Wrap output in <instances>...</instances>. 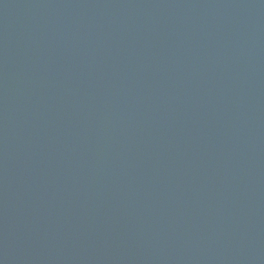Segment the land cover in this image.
Returning a JSON list of instances; mask_svg holds the SVG:
<instances>
[{
    "label": "water",
    "instance_id": "1",
    "mask_svg": "<svg viewBox=\"0 0 264 264\" xmlns=\"http://www.w3.org/2000/svg\"><path fill=\"white\" fill-rule=\"evenodd\" d=\"M0 264H264V0H0Z\"/></svg>",
    "mask_w": 264,
    "mask_h": 264
}]
</instances>
